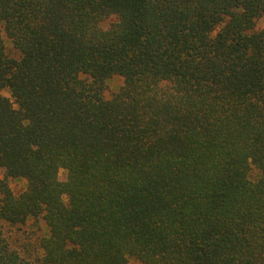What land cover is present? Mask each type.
I'll use <instances>...</instances> for the list:
<instances>
[{
    "label": "trees",
    "instance_id": "trees-1",
    "mask_svg": "<svg viewBox=\"0 0 264 264\" xmlns=\"http://www.w3.org/2000/svg\"><path fill=\"white\" fill-rule=\"evenodd\" d=\"M28 222L0 264H264V0H0V223Z\"/></svg>",
    "mask_w": 264,
    "mask_h": 264
},
{
    "label": "rangeland",
    "instance_id": "rangeland-1",
    "mask_svg": "<svg viewBox=\"0 0 264 264\" xmlns=\"http://www.w3.org/2000/svg\"><path fill=\"white\" fill-rule=\"evenodd\" d=\"M114 22V19L111 18L103 23L104 27H107L109 23ZM6 51L11 55L14 54L10 44L6 42ZM120 80L118 77H113L108 80L106 83V89L104 92L105 98H110L120 87ZM3 96L9 97L6 90L2 92ZM59 180L63 181L65 175L62 171L58 174ZM7 183L14 194H18L25 189L24 180H11L8 179ZM33 225L31 222H28L25 226L12 227L7 224L0 223V230L5 238H7L10 243L11 248L15 249L22 257L33 261L36 255V246L37 240L43 235V227ZM127 264H140L136 260L130 259Z\"/></svg>",
    "mask_w": 264,
    "mask_h": 264
}]
</instances>
